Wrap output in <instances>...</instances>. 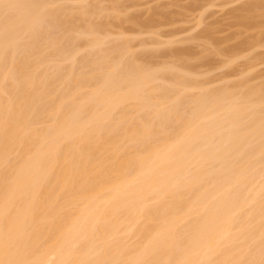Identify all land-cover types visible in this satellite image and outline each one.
<instances>
[{"label": "bare ground", "instance_id": "1", "mask_svg": "<svg viewBox=\"0 0 264 264\" xmlns=\"http://www.w3.org/2000/svg\"><path fill=\"white\" fill-rule=\"evenodd\" d=\"M58 2L0 0V264H264V82Z\"/></svg>", "mask_w": 264, "mask_h": 264}, {"label": "rangeland", "instance_id": "2", "mask_svg": "<svg viewBox=\"0 0 264 264\" xmlns=\"http://www.w3.org/2000/svg\"><path fill=\"white\" fill-rule=\"evenodd\" d=\"M58 1H59L58 3L61 4H65V3L67 4L70 3L69 5L74 4L73 8H76V11L79 10L77 9V7L80 8L79 6L81 5H83L81 6V8L86 7V5H88L89 8H93V10L91 9L92 11H94V8H96L95 12L97 14L93 12L94 14L91 16L92 18L91 20H93L95 24L98 23L100 25H105L104 30H108L106 31L107 33L110 32V34L108 35H111L112 38L110 36L108 37L111 40L114 39L115 37L117 38L118 34H123L124 36H128L126 38H129L131 40V44H133V46L131 45L132 51L133 49L134 51L137 49V52L140 51L139 48L140 46H142V48H144L145 46L147 50L151 48L153 49L156 45L154 44L155 38L153 37H156V40L159 39L158 41L162 40L161 42L163 43V45L161 46L159 45L160 49H158L159 47L157 46L158 53L157 52L155 53V49L153 50L154 52L150 50L151 53L152 52L153 54L155 53V56L152 55L153 57H155L154 58L155 60L151 57L153 59V60L151 59L153 63H157V64L161 63L163 65H165L164 63L167 62L171 63L173 59H171L170 53L172 51L175 52L181 50L180 52H185L186 54L188 53L187 54L189 56V57L187 56V58H189L188 63L191 64V66L194 64L193 65L194 67L192 66V69L195 70V72L197 71L199 74L202 73L200 75L201 79L206 78L204 83L210 82L208 84L210 86L211 84L212 86L218 84L225 85V83L228 84V82L229 83L233 82L234 84L240 82L241 83L246 82L247 85L253 84L252 86H254L256 84L255 86H258L264 82V29H263L264 7H261V5L264 6V4H262L264 3V0H260V1L256 0L258 1V3H260L259 4L260 9L256 8L255 11L252 12L253 19L250 18L251 20L249 19L246 22H243V20H239L240 19L239 15L240 13L241 16L243 15L242 4L243 6L245 3H246L245 5H247V2H250L251 4L252 1L250 0H232V1L230 0V2L229 0H221V1L212 0V2L211 0H207V2L206 0H112V1L111 0H83V1L58 0ZM208 2H211V4L213 3L212 6H208L207 5L209 4ZM252 3H254V0ZM94 5H98V7L96 6L94 7ZM239 9L242 12H240ZM118 13L119 15L120 14L121 15L120 16L117 15ZM119 19L121 23L119 22ZM134 24L136 25V27ZM148 24H150V26ZM146 25L149 28H147ZM107 33L104 34L106 35ZM105 35L104 37L107 36ZM130 35L132 39L130 38ZM137 35L139 36V39ZM150 36L153 37L151 38ZM105 41L107 40L105 39ZM85 42L87 43V41L85 40L80 41V45L82 44V46H84L83 48L86 49L87 44H85ZM152 43L154 44V46L152 45ZM255 43L257 44L255 45ZM212 46H214L213 49L215 51L212 50ZM80 48H79V55H77L76 59L78 58L80 59L83 56L82 54H84L88 50L86 49L84 50V53H82L83 48L82 50H80ZM207 49L209 50L207 51ZM192 52H193V56H192ZM215 52L217 53L220 52V53L217 54ZM222 55H224L225 58ZM195 62H199V63L195 64ZM247 63H249L250 65ZM240 73L243 75L241 76ZM203 79L201 81H203Z\"/></svg>", "mask_w": 264, "mask_h": 264}]
</instances>
